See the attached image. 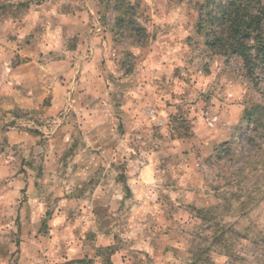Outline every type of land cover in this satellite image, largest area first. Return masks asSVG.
<instances>
[{"label":"clouds","instance_id":"clouds-1","mask_svg":"<svg viewBox=\"0 0 264 264\" xmlns=\"http://www.w3.org/2000/svg\"><path fill=\"white\" fill-rule=\"evenodd\" d=\"M0 264H264V0H0Z\"/></svg>","mask_w":264,"mask_h":264}]
</instances>
